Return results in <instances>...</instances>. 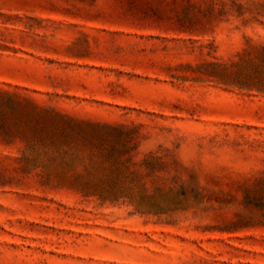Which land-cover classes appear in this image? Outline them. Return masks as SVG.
Segmentation results:
<instances>
[{
    "label": "rangeland",
    "instance_id": "rangeland-1",
    "mask_svg": "<svg viewBox=\"0 0 264 264\" xmlns=\"http://www.w3.org/2000/svg\"><path fill=\"white\" fill-rule=\"evenodd\" d=\"M0 264H264V0H0Z\"/></svg>",
    "mask_w": 264,
    "mask_h": 264
}]
</instances>
